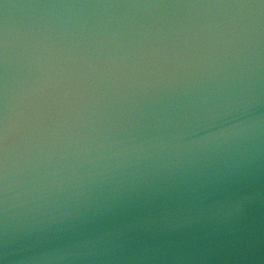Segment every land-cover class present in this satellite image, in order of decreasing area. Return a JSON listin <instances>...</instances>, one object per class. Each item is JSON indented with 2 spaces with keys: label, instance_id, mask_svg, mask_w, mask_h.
Wrapping results in <instances>:
<instances>
[{
  "label": "clouds",
  "instance_id": "clouds-1",
  "mask_svg": "<svg viewBox=\"0 0 264 264\" xmlns=\"http://www.w3.org/2000/svg\"><path fill=\"white\" fill-rule=\"evenodd\" d=\"M0 264H264V0H0Z\"/></svg>",
  "mask_w": 264,
  "mask_h": 264
}]
</instances>
